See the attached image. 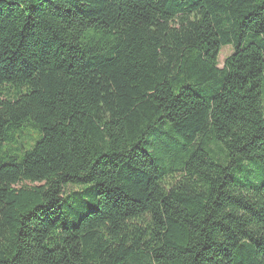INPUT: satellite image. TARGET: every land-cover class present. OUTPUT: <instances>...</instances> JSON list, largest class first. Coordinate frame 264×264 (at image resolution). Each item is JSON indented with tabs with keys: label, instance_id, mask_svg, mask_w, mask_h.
I'll use <instances>...</instances> for the list:
<instances>
[{
	"label": "trees",
	"instance_id": "trees-1",
	"mask_svg": "<svg viewBox=\"0 0 264 264\" xmlns=\"http://www.w3.org/2000/svg\"><path fill=\"white\" fill-rule=\"evenodd\" d=\"M0 264H264V0H0Z\"/></svg>",
	"mask_w": 264,
	"mask_h": 264
},
{
	"label": "rangeland",
	"instance_id": "rangeland-1",
	"mask_svg": "<svg viewBox=\"0 0 264 264\" xmlns=\"http://www.w3.org/2000/svg\"><path fill=\"white\" fill-rule=\"evenodd\" d=\"M232 50L230 47L223 48L218 56L219 67L222 66L224 59L231 54ZM33 136V135H31Z\"/></svg>",
	"mask_w": 264,
	"mask_h": 264
}]
</instances>
